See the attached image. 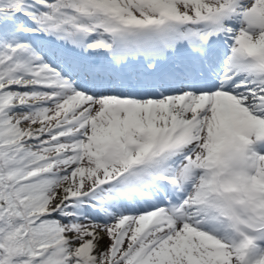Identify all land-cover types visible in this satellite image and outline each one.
Here are the masks:
<instances>
[{"label":"snow or ice","instance_id":"obj_1","mask_svg":"<svg viewBox=\"0 0 264 264\" xmlns=\"http://www.w3.org/2000/svg\"><path fill=\"white\" fill-rule=\"evenodd\" d=\"M0 264H264V0H0Z\"/></svg>","mask_w":264,"mask_h":264}]
</instances>
